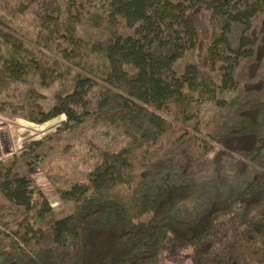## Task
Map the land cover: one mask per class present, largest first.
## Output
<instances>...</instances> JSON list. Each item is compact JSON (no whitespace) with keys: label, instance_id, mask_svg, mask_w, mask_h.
<instances>
[{"label":"trees","instance_id":"16d2710c","mask_svg":"<svg viewBox=\"0 0 264 264\" xmlns=\"http://www.w3.org/2000/svg\"><path fill=\"white\" fill-rule=\"evenodd\" d=\"M94 1L46 0L36 46L0 13V91L60 82L49 108L35 99L21 115L39 129L66 116L0 162V264H264V0H101L112 30L90 44L107 61L96 101L99 80L55 55L75 57ZM210 86L230 98L203 127ZM104 128L120 139L93 168L48 170L74 204L59 218L34 175L73 150L67 132Z\"/></svg>","mask_w":264,"mask_h":264},{"label":"rangeland","instance_id":"374dc122","mask_svg":"<svg viewBox=\"0 0 264 264\" xmlns=\"http://www.w3.org/2000/svg\"><path fill=\"white\" fill-rule=\"evenodd\" d=\"M103 10L104 3L101 0H95L90 22L74 27V36L78 42L75 57L68 59L60 53L55 54L62 60L65 67L72 69L73 75L81 72L99 80L100 86L91 95L94 101L105 84L102 76L106 70L107 61L103 55L93 53L90 50V44L109 37L112 30L105 21ZM0 13L14 22L17 34L31 46H36V41L40 37H48V32L44 30L48 18L46 0H0ZM1 47L0 40V49ZM192 59L191 51H187L176 63L175 68L182 69L192 62ZM62 87L60 82L41 85L37 79L19 83L5 80V87L0 91V162L21 155L29 142L54 133L61 122L66 120V116L64 120H61L64 116L61 115L53 119L54 123L39 129L36 128L37 124L30 125L29 120L21 115L25 111V106L35 99H38L45 108H49L54 103L55 94ZM34 89L42 97L35 95ZM229 98V94L215 90L212 86L203 91L200 110L203 127L219 111L218 101ZM200 134L206 139L204 131ZM67 135L74 146L73 150L64 155L59 151L49 153L46 157L49 163H45L41 171L34 175L38 185L49 188L48 199L59 218L71 214L74 211V204L61 199L56 190L57 186L48 178V170L59 171L75 179L78 174L86 173L98 163L103 149L114 146L120 139V133L113 128L89 131L87 134L67 132ZM186 264L192 263L187 261Z\"/></svg>","mask_w":264,"mask_h":264}]
</instances>
